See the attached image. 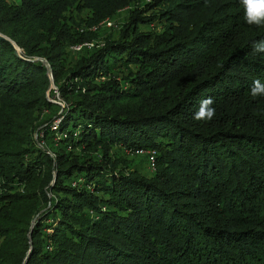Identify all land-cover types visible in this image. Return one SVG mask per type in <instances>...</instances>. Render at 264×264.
<instances>
[{"label":"trees","instance_id":"16d2710c","mask_svg":"<svg viewBox=\"0 0 264 264\" xmlns=\"http://www.w3.org/2000/svg\"><path fill=\"white\" fill-rule=\"evenodd\" d=\"M0 34V264H264L241 0H0Z\"/></svg>","mask_w":264,"mask_h":264},{"label":"clouds","instance_id":"9594fccd","mask_svg":"<svg viewBox=\"0 0 264 264\" xmlns=\"http://www.w3.org/2000/svg\"><path fill=\"white\" fill-rule=\"evenodd\" d=\"M245 8V20L250 25L264 26V0H241ZM258 53H264V40L253 45ZM253 96H264V83L259 79L253 82L250 89ZM214 103L212 97H207L200 102V106L194 114L197 121H211L216 115V109L211 105Z\"/></svg>","mask_w":264,"mask_h":264},{"label":"rangeland","instance_id":"374dc122","mask_svg":"<svg viewBox=\"0 0 264 264\" xmlns=\"http://www.w3.org/2000/svg\"><path fill=\"white\" fill-rule=\"evenodd\" d=\"M92 31H94V29H91ZM94 45H96V43L93 41V42H85V43H83L82 45H77V46H73V47H71V50H72V52L73 53H77V52H79L80 50H81V48L82 47H87V48H90V49H92L93 47H94ZM18 53H19V51H18ZM43 60V59H42ZM48 76V78H49V82H50V85H49V89L50 90H53L54 91V93H55V95H54V97H49L48 95H47V98H48V100L50 101V102H55V103H59L60 105H62V101H61V99H60V97H59V95H58V93L56 92V90H54V84H53V82H52V76H51V72H49V74L47 75ZM58 96V97H57ZM63 106V105H62ZM59 119H57V120H55V121H53L55 124H58L59 123ZM149 170H150V168H149ZM151 171V170H150Z\"/></svg>","mask_w":264,"mask_h":264},{"label":"water","instance_id":"95a60500","mask_svg":"<svg viewBox=\"0 0 264 264\" xmlns=\"http://www.w3.org/2000/svg\"><path fill=\"white\" fill-rule=\"evenodd\" d=\"M0 38L3 39V40H5V41L10 42V44H11V45L14 47V49H15V54H16V55L19 54V53H18L19 49H18V47H17L13 42H11L8 38H6L5 36H2L1 34H0ZM36 61H40V62L43 63V65L45 66V68H46V70H47V75H48L49 72H50V70H49V66L47 65L46 61H44V60H42V59H38V58L36 59Z\"/></svg>","mask_w":264,"mask_h":264},{"label":"built area","instance_id":"2783aa9c","mask_svg":"<svg viewBox=\"0 0 264 264\" xmlns=\"http://www.w3.org/2000/svg\"><path fill=\"white\" fill-rule=\"evenodd\" d=\"M107 26H111V23H107ZM151 162H150V168L153 170L154 169V161L152 160V158H150Z\"/></svg>","mask_w":264,"mask_h":264},{"label":"bare ground","instance_id":"6f19581e","mask_svg":"<svg viewBox=\"0 0 264 264\" xmlns=\"http://www.w3.org/2000/svg\"><path fill=\"white\" fill-rule=\"evenodd\" d=\"M48 65V64H47ZM49 70H50V68H49ZM36 139H37V137H36Z\"/></svg>","mask_w":264,"mask_h":264}]
</instances>
